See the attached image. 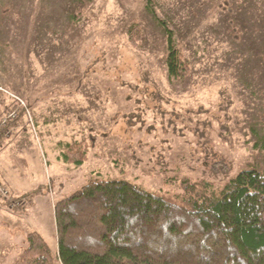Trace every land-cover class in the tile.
<instances>
[{"label":"rangeland","instance_id":"obj_1","mask_svg":"<svg viewBox=\"0 0 264 264\" xmlns=\"http://www.w3.org/2000/svg\"><path fill=\"white\" fill-rule=\"evenodd\" d=\"M159 20L182 78L168 76ZM263 89L264 0H0V122L15 111L0 184L12 201L40 188L16 207L0 193V214L22 215L0 219V264H22L31 230L56 256L54 203L91 176L178 193L184 176L219 185L264 168ZM81 140L86 160L63 162ZM216 160L227 174L211 172Z\"/></svg>","mask_w":264,"mask_h":264},{"label":"trees","instance_id":"obj_2","mask_svg":"<svg viewBox=\"0 0 264 264\" xmlns=\"http://www.w3.org/2000/svg\"><path fill=\"white\" fill-rule=\"evenodd\" d=\"M159 22L167 33L168 76L182 78L189 71L188 63L174 48L171 30L163 20ZM133 29L129 37L134 42ZM259 120L262 133L256 145L264 154V110ZM91 144L66 143L63 162L82 164ZM210 168L214 174H227L230 164L216 160ZM179 186L180 192L168 193L125 178L91 176L54 203L56 256L32 231L26 234L21 262L264 264V168L240 169L219 185L184 176Z\"/></svg>","mask_w":264,"mask_h":264},{"label":"crops","instance_id":"obj_3","mask_svg":"<svg viewBox=\"0 0 264 264\" xmlns=\"http://www.w3.org/2000/svg\"><path fill=\"white\" fill-rule=\"evenodd\" d=\"M0 179L3 180L2 176H0ZM12 194H13V192H12ZM13 195L16 196V194H13ZM17 196H18V195H17ZM20 201H21V204H20V205H22V200H20ZM0 204H2V203L0 202ZM11 210H16V209H11ZM21 217H22V215H20V214H18V213H14V212L9 213V215L6 214V216L3 215L2 213L0 214V219H4L6 224H9V225H12V226H15L16 223L19 224V221H20V218H21ZM14 220H16V221H14ZM6 221H7V222H6ZM32 231H35V232L39 233V232L36 231V230H31V231H29V232H32ZM26 234H27V233H26ZM39 234H40V233H39Z\"/></svg>","mask_w":264,"mask_h":264},{"label":"built area","instance_id":"obj_4","mask_svg":"<svg viewBox=\"0 0 264 264\" xmlns=\"http://www.w3.org/2000/svg\"><path fill=\"white\" fill-rule=\"evenodd\" d=\"M15 116V111L8 113L7 117L3 119L2 122H0V128L7 125V120L10 118H13ZM8 131H6L7 133ZM5 133V135H6ZM0 193L3 194L6 198L8 197V191L0 184ZM10 199V197H8ZM11 200V199H10ZM20 205V200L15 199L14 201L11 200V206L16 207Z\"/></svg>","mask_w":264,"mask_h":264}]
</instances>
